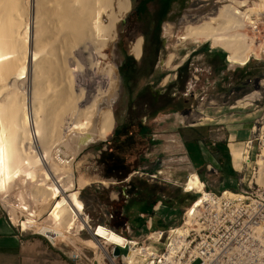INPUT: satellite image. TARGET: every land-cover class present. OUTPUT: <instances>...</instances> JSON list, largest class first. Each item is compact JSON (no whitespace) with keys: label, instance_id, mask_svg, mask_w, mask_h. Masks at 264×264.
<instances>
[{"label":"bare ground","instance_id":"6f19581e","mask_svg":"<svg viewBox=\"0 0 264 264\" xmlns=\"http://www.w3.org/2000/svg\"><path fill=\"white\" fill-rule=\"evenodd\" d=\"M219 3L222 4L211 16L195 21L184 19L195 25L187 24L179 39L194 43L203 38L211 48H221L230 64L245 66L249 56L256 53L252 38L244 31L249 24L242 9L247 1ZM259 3L253 2L246 11L256 10ZM129 8L130 0H0V191L9 190L14 181L20 185L26 180L32 182L29 193L37 209L29 211L23 206L22 211L14 212L12 206L8 211L11 222L22 229L36 227L67 234L79 227H89L78 197L79 189L89 179L82 177L74 184L70 166L85 145L104 140L110 133V101L116 75L113 64L107 61L108 86L104 91L98 88L87 102L83 88L74 90L72 69L67 68L64 60L72 48L88 50V45L100 58H105L102 48L111 47L117 25ZM141 42L138 37L130 45V53L136 59L141 54ZM172 57L171 53L167 65ZM243 100L237 104H243ZM229 149L234 162L244 157L234 145L229 144ZM59 172H66L68 178L59 176ZM185 185L186 190L200 194L194 206L206 200L203 182L195 173H191ZM45 213L46 220H40ZM185 220L188 225L190 220ZM187 231L188 228L177 227L168 235L176 241ZM92 234L101 255L111 264L115 261L106 249L107 244L124 247L128 243L123 258L128 264L142 252L133 241L101 225ZM181 242L176 247L185 248L186 243Z\"/></svg>","mask_w":264,"mask_h":264},{"label":"rangeland","instance_id":"374dc122","mask_svg":"<svg viewBox=\"0 0 264 264\" xmlns=\"http://www.w3.org/2000/svg\"><path fill=\"white\" fill-rule=\"evenodd\" d=\"M219 1L221 0H175L167 12L165 20L159 24L158 35L161 48L157 53L152 54L150 46L146 44L144 38L146 35H150L149 28L153 25V16L158 10L157 1L130 0L129 11L119 21L116 37L111 47H103V52L101 50L105 54V58H100L96 50L89 45L88 50H82L80 46H77L67 53L69 57L65 56V60H67L66 62L64 60V63L67 68L72 69L74 90L83 88L82 91L87 102L90 101L92 94L98 88H100L99 91H104L107 88L108 77L105 69L108 67L106 62L113 64L116 75L110 101L113 126L104 140L92 141L85 145L75 155L70 166L72 173H69L74 184L82 177L89 179V183L78 191V197L83 202V212L87 216L89 227H79L77 231L76 229L71 230L72 233L66 234L56 230L47 232L36 227L22 229L18 226L23 231L29 229L24 233L43 239L47 246V256L42 262L45 264H111L109 259L101 255V250L97 248L96 238L93 234L91 235L98 225L111 229L121 237L133 241L135 247L142 248L148 245L146 237L156 229L151 227L147 228L144 233L142 231L136 233V230L129 228V232H127L124 229L123 221L118 218L117 207L113 205L114 201L108 199V196L111 195L118 199L117 188L124 184L121 180L122 172L127 169L138 172L144 157L143 153L150 157L152 150L149 151L151 146L148 143L159 141L156 152L158 153L157 160H160L158 161L160 172L159 174L155 172V174L163 182L170 180L167 174L172 171L175 177L171 179V182L178 186L183 200L179 206H176L178 207L175 214V219H178L174 221L176 224H169L165 228L159 229L164 233L160 240L154 244V248L157 250H161L166 244L167 230H170L171 235V231L177 227L187 228L185 227L186 220L184 219L183 222L184 211L192 201L200 196L195 191L185 190L186 180L191 173H195L198 179L203 182L205 192L219 190L220 183L224 181L220 174L213 175L212 172L206 171L204 165L197 167L190 165L184 158L182 145L185 140H190L193 136H206L208 134L206 129L216 125L215 123L221 119L220 113L223 114V110L225 113L229 111L227 108L233 111L230 107L233 103L232 100L226 101V99L228 91L236 86L239 79L238 92L241 95L246 91L245 82H243L245 77L255 78L264 74V62L262 61H250L245 66L229 64L224 61L225 52L219 47L211 48L209 41L204 42V39L200 38L199 42L193 43L190 39L182 41L179 39L187 24L195 25L187 20L183 21L184 19L191 18L192 21H195L203 16H211L222 4ZM138 37L142 39L141 54L136 59L130 53V45ZM90 49L91 52H89ZM213 50H217L216 52H221L223 55L208 57ZM171 53L172 61L170 65H167L166 62ZM125 56L131 58L128 63L125 61ZM123 62L128 67L133 64L132 71L127 75ZM25 76L24 81L28 78L26 72ZM62 83H64L63 79L60 80V84ZM18 86L20 87V85ZM248 113L241 111V117L245 118ZM254 116L251 114V117L245 119V122L250 123ZM156 117L161 120L166 117L165 123L174 122L179 127L181 136L178 137V142H173L171 137L159 135L156 129L157 125L153 123ZM133 118H141V122L147 127V136L153 132L151 133L154 134L152 141H149V137L140 139L137 132L132 131L131 134L125 136L129 137L125 139L126 141L119 140L117 142L118 139L113 135L115 128H118L125 119L132 120ZM246 135L241 132L238 137L242 138ZM68 137L66 141L69 142L71 135ZM129 140L131 144L128 143ZM237 148L241 150L240 145ZM61 174L68 178L66 172ZM61 174L59 172V176ZM230 176L232 179L227 180L224 186L235 190V174L232 173ZM145 178L148 179V177ZM23 182L20 185L14 181L9 190L0 191V212L4 215L7 214L10 217L8 211L12 206L14 212L15 210L22 211L23 206H26L29 211L37 209V205L32 202L29 193L32 182L28 183V180ZM191 196H193L192 199ZM47 216V213L41 215L40 220ZM18 227L17 230H19ZM139 233L143 234L139 235ZM43 235H52L56 238L52 242ZM124 247V252H122L121 247L106 245L110 257L116 263L123 262L121 256L125 255L128 249L127 246Z\"/></svg>","mask_w":264,"mask_h":264},{"label":"built area","instance_id":"2783aa9c","mask_svg":"<svg viewBox=\"0 0 264 264\" xmlns=\"http://www.w3.org/2000/svg\"><path fill=\"white\" fill-rule=\"evenodd\" d=\"M246 1L242 8L247 13L245 19L249 21L245 31L252 38L256 52L249 56L248 62H264V0ZM253 2H260L256 10L246 11L248 7L252 8ZM224 61L229 63L226 53ZM243 82L246 91L240 95L238 83L230 88L226 99L232 100L230 107L233 110L255 115L247 137L238 144L244 157L234 162L228 147L230 166L235 174V190L206 191V200L196 206L191 202L184 211L185 214L188 210V216L184 215L183 222L184 219L190 220L185 226L188 231L184 237L179 236L171 242L168 235L164 247L157 250L154 244L164 231L152 230L146 237L148 245L142 247V252L134 255L133 260L130 259L132 264H264V74L255 78L245 77ZM240 100L244 103L237 104ZM219 131H222L220 126L215 132ZM213 140H217V135ZM229 142L227 137L226 143ZM143 156L148 158V154L143 153ZM204 167L213 175L218 174L210 164ZM147 177L150 181L158 179L155 173ZM0 216L13 224L7 214L0 212ZM123 225L129 232V226L124 222ZM15 228L17 230V226ZM180 240L186 243L185 248L176 247ZM126 255H122V259ZM115 264L128 262L123 260Z\"/></svg>","mask_w":264,"mask_h":264},{"label":"crops","instance_id":"0c3cea01","mask_svg":"<svg viewBox=\"0 0 264 264\" xmlns=\"http://www.w3.org/2000/svg\"><path fill=\"white\" fill-rule=\"evenodd\" d=\"M216 51L217 50H213L211 52L212 54L208 55V57H211V55H223L221 52ZM238 83H240V79L237 84ZM227 109L229 110L227 113H225L224 110L222 112L223 114L220 113L221 119L215 123V126L206 129L208 133L206 136H193L191 137L192 139L185 140L184 143L182 142L185 154L184 158L193 167L203 166L205 164L216 167L217 164H224V166H222L223 170L219 173L224 181L220 183L219 189L224 187L228 189L229 187L224 186L226 184L225 182L232 179L230 175L233 171L230 166L228 155L229 144L237 146L247 137L250 123L245 122V119L247 120L251 117L250 113L246 114L245 118H243L241 117V112H237L236 110L232 111L229 108ZM164 119H166V117ZM164 119L161 120L159 117H156L153 120V123L157 125L156 129L159 135L171 137L173 142H178V137L181 136L179 127L174 124V122L165 123ZM141 121V118H138L137 123ZM141 124L144 125L142 122ZM219 126L222 131L217 132V134L215 130L218 129ZM137 127H139V124L138 126L133 125L128 129H130V131L135 129L134 131L137 132L140 139L149 137V141H152L154 134L151 133L153 132L147 136V129L145 133H140ZM241 132L247 134L246 137L239 138L238 134ZM216 135L217 140L214 141L213 139ZM227 137L230 141L229 144L226 143ZM155 142L148 143L151 146L152 152L149 155L150 157L142 158L143 160L137 170L138 172H134V170L131 171L122 181L124 183L123 185H125L131 179L133 188L129 191L127 197H122V205L126 208V211L124 213L122 211L120 212L125 214L123 222L128 225L130 229L136 230V233L138 231L144 233L147 228L149 229L151 227L163 229L165 226L173 224L174 221L178 219H175V214L178 209L176 206H179V204L183 202L182 194L179 193L178 186L171 182V179L175 177L172 171L167 174L170 180L163 182L159 179L150 181L145 178L147 177V172H154L155 170L157 173L160 172V164L158 163L160 160H157L158 153L156 152L159 141ZM125 188L128 189V186L121 187V193L124 194ZM161 188L163 189L162 192L160 190ZM171 188L172 190H169ZM116 195L118 196V193H116ZM115 197L111 195L110 197L108 196V199L116 202L117 197ZM13 224L8 222L4 216H0V264H45L42 261L46 259L47 246L43 239L38 236H31L24 233L26 231L18 232L15 228L17 225L14 224V226ZM143 233H139V235ZM43 236L50 241L56 238L52 235Z\"/></svg>","mask_w":264,"mask_h":264},{"label":"trees","instance_id":"16d2710c","mask_svg":"<svg viewBox=\"0 0 264 264\" xmlns=\"http://www.w3.org/2000/svg\"><path fill=\"white\" fill-rule=\"evenodd\" d=\"M156 1H157L158 10H157V13H155L154 16H153V20H152L153 30H151L150 35H146V37L144 38L145 39L144 41L146 42V44H149L152 54L157 53L159 51V49L161 48V45L159 44V35H158L159 24L163 20H165L166 14L170 10L171 4L175 0H156ZM130 59L131 58L129 56H125V61L127 63H128V61H130ZM123 65L126 67L124 69L126 75L129 72L132 71L128 66H126L125 62H123ZM137 120H138V118H133L132 120H126L125 119L124 122L118 128H115V131H114L113 135H114V138L118 139L117 142H119V140L120 141H126L125 139L129 138V137L126 138L125 136L129 135V133L131 134V132L135 130L134 129V130L130 131V129H128V128L132 127L133 125L138 126V124H139V127H137L139 129V132L140 133H145V131L147 129L146 126L142 125L141 122L137 123ZM131 129H133V128H131ZM128 143H130V140H129ZM221 154H222V152H221ZM128 164H129V162H128ZM222 166H224V164L223 165L222 164H217L216 167H214V166H212V167L218 173H221V171L223 170ZM131 171H133V170L132 169L124 170L122 172V174H121L122 175L121 176V180L123 181ZM155 171L154 172H147V173L148 174L155 173ZM125 186H128V189L125 188L124 189V194H123V193H121V187H125ZM132 188H133V186L131 185V179L125 185L121 184L120 187L117 188V193H118L119 197H118L117 201L113 203V205L115 207H117L118 218L121 221H123L124 216H125V214H123V213L126 211V208L122 205V200H123L122 197L123 196L127 197L129 195V191H131ZM222 189H226V188H221L220 190H222ZM160 190H161V192L163 191L162 188ZM229 190H231V189H229ZM190 198L192 199L193 196H191ZM120 211H122L123 213H121Z\"/></svg>","mask_w":264,"mask_h":264},{"label":"flooded vegetation","instance_id":"af4514ba","mask_svg":"<svg viewBox=\"0 0 264 264\" xmlns=\"http://www.w3.org/2000/svg\"><path fill=\"white\" fill-rule=\"evenodd\" d=\"M149 29H150V32H151V30H153V27L151 26ZM159 44H160V41H159ZM133 58H134V57H133ZM134 59H135V58H134ZM156 62H158V61H156ZM129 67H130V69H131V68L133 67V64H132V65L130 64ZM131 70H132V69H131Z\"/></svg>","mask_w":264,"mask_h":264},{"label":"water","instance_id":"95a60500","mask_svg":"<svg viewBox=\"0 0 264 264\" xmlns=\"http://www.w3.org/2000/svg\"><path fill=\"white\" fill-rule=\"evenodd\" d=\"M133 59H134V58H133ZM89 233H91V232L89 231ZM120 250H121L122 252H124V248H121Z\"/></svg>","mask_w":264,"mask_h":264}]
</instances>
